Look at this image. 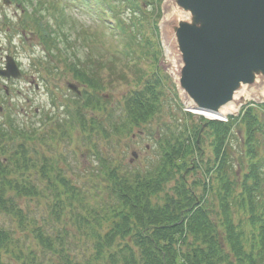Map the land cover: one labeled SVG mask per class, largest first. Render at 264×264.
Here are the masks:
<instances>
[{
	"label": "trees",
	"instance_id": "obj_1",
	"mask_svg": "<svg viewBox=\"0 0 264 264\" xmlns=\"http://www.w3.org/2000/svg\"><path fill=\"white\" fill-rule=\"evenodd\" d=\"M11 1L22 6L19 21L23 27L34 25L47 49L59 50L61 43L39 10L42 5L59 12L64 8L57 1L36 0V8L31 6L29 11L25 4L30 0ZM85 1L93 2L90 6L98 19L110 12L115 31L125 33L127 22L134 24L138 15H144L140 3L152 4L156 12L160 0ZM123 4L130 11L127 18L122 17ZM79 39L85 40L81 35ZM130 51L126 47L125 53ZM68 66L86 88L74 122L83 129L96 124L107 137L101 118L93 115L105 109L96 95L102 84L94 60L88 58L83 64L76 57ZM160 85L151 76L129 91L117 117L119 123H110L111 131L124 136L150 121L163 106ZM7 125L8 129L0 126V264L25 256L29 264L42 263L31 245L15 250L20 241L14 227L27 231L28 226L43 256L47 251L52 254L45 264H264V102L248 104L227 121H208L204 133L210 138L209 155L197 142L200 124L193 138L186 124L176 130L166 127L169 133L157 140V162L145 167L120 171L114 158L95 153L97 175L107 188L100 204L89 202V191L75 184L60 162L38 156L33 141L40 143L48 136L54 140L59 125L38 138L28 134L33 129L25 130L11 117ZM234 128L242 132L237 148L230 143ZM16 135L20 141L7 146ZM30 168L35 170L31 174ZM42 180H46L43 186L39 185ZM49 191L50 215L40 221L19 203L21 198L34 199ZM73 229L94 240L93 254L82 259L71 253L66 244L75 234Z\"/></svg>",
	"mask_w": 264,
	"mask_h": 264
},
{
	"label": "rangeland",
	"instance_id": "obj_2",
	"mask_svg": "<svg viewBox=\"0 0 264 264\" xmlns=\"http://www.w3.org/2000/svg\"><path fill=\"white\" fill-rule=\"evenodd\" d=\"M4 1L0 0V68L4 66L5 55H11L16 63L18 62L22 76L9 79L0 76V126L4 124L5 128L3 129H8V117H11L15 124L27 125L28 128L31 126L40 127L38 133L46 134L56 122L66 120L63 124L66 133H63L59 139H56L60 135L57 132L54 134V140L48 136L45 142L33 141L39 151L38 156H47L54 161L57 160L58 163L60 162L63 172L68 174L75 184L85 186L89 191L87 194L91 204L103 203L102 199L106 198L107 188L103 187V179L99 174L97 175L95 153L102 157L109 155L108 157L114 158L120 171H126V168H141L155 164L159 158L156 139L169 133L166 127L169 126L172 128L171 130L180 127L184 116L182 109H186V107L183 105L178 89V94L174 95L176 90L173 84V71L174 67L179 64V59L176 64L172 62L165 50V45L167 43L170 45V41H164L159 35V31L154 30L155 11L152 4L147 3L145 6L140 3L142 9L145 10L144 15H138L139 19L133 21L134 24L127 22L125 33H121L114 31L116 24L110 22L109 16L113 17L110 12L103 14L98 19L95 9L93 10L90 6L93 5L92 1L57 0L64 4L62 12L51 7H44V5L39 10L43 16L42 19L49 22L51 29L55 31L56 40H59L62 47V54H58L56 48L50 49L51 54L53 52L58 56H55L50 62L51 65L56 66L57 70L54 69L51 74L46 75L43 72V67L47 64L44 60L47 47L39 39L37 32H34V27L30 26L25 29L18 27L15 20L21 16L20 5L11 2L4 3ZM35 1L30 0L26 4L29 8L31 6L36 8ZM45 1L53 2L54 0ZM163 3L161 2L160 5L161 19L164 16ZM126 5L123 4L122 8L123 18H127L130 13ZM4 14L8 20L1 24ZM129 33L134 35L130 39L127 36ZM80 35L85 40H80ZM7 39H10V43ZM127 45L132 49V54L129 56L120 52V49ZM169 49L173 53L170 46ZM75 56H78L83 64L88 58L94 59V67L99 69L104 85L101 94L107 99V107L106 109L100 108L93 115L101 118L100 121L107 134L111 131L110 123H113L114 120L117 125L119 122L117 117L122 114L120 109L124 105V96L139 85L142 76H160L163 79L164 110L141 128H133L132 133L124 136L114 134V138L106 137L98 130L96 124L91 125V123L86 125L85 129L81 126L80 129L76 127L70 129V120L65 112V105H68L69 111L72 110L70 105H73L71 103L73 93L67 85L68 82H72L80 89L82 88L81 84L74 81L71 70L66 66L67 59L68 61L73 60ZM39 59H42L41 62ZM97 61L103 65L99 66ZM153 66H156L154 71H152ZM249 101H264V96L243 98L240 103L243 105ZM236 113L230 114L236 115ZM5 118H7L6 123H4ZM174 118H177V123ZM188 123L191 128L195 127L192 120L188 119ZM241 135L242 132L234 128L230 143L235 148L239 145ZM8 139L4 138V140ZM11 139L13 141H8L7 146H13L20 141L18 137L14 136ZM209 143L210 138L204 134L201 145L207 153L206 155L210 154ZM132 152H134V156ZM34 171L33 168H30L29 174ZM191 180L192 177L189 181ZM45 182L46 180H42V184L39 183V185L43 186ZM91 183H94L95 188ZM99 187L103 191H99ZM45 195L34 199L21 198L19 203L24 209L31 211L28 212L29 215L40 221L42 218L48 217L51 211L49 202L52 201V195L50 191L45 192ZM11 224L14 226L13 223ZM14 228L17 230L15 236L19 237L20 241L15 250L20 246L24 250L27 245H31L39 256L37 261H41V264H45L46 258H52L49 251L43 256L41 249L37 248L30 233V226L27 231ZM72 232L75 234L69 236L67 239L69 244H66L71 253L78 254V257H82V259L86 258L89 252L93 254L94 240L83 237L82 232L75 229ZM10 264H29V259L27 256L11 259Z\"/></svg>",
	"mask_w": 264,
	"mask_h": 264
},
{
	"label": "water",
	"instance_id": "obj_3",
	"mask_svg": "<svg viewBox=\"0 0 264 264\" xmlns=\"http://www.w3.org/2000/svg\"><path fill=\"white\" fill-rule=\"evenodd\" d=\"M167 3L176 14L162 34L179 59V88L194 108L221 113L240 88L264 83V0ZM0 74L20 77L11 56Z\"/></svg>",
	"mask_w": 264,
	"mask_h": 264
},
{
	"label": "bare ground",
	"instance_id": "obj_4",
	"mask_svg": "<svg viewBox=\"0 0 264 264\" xmlns=\"http://www.w3.org/2000/svg\"><path fill=\"white\" fill-rule=\"evenodd\" d=\"M168 0H166V7H165V14H164V19L166 20L168 18H170L172 15H175L176 12L173 8H169L168 7ZM165 50H166V54L169 56V58L172 60L173 63H177L178 62V58L176 55H174L170 49H169V45L166 44L165 45ZM175 69V67H174ZM174 74V71H173ZM264 96V83L260 84V85H254L252 87H247V86H243L242 88H240L234 95L233 99L231 101H229L228 103H226L221 110V113L223 114H227V113H231V112H236L238 109V105L239 102L243 99V98H260ZM205 115H207V117H211L209 116L210 114L208 113H204Z\"/></svg>",
	"mask_w": 264,
	"mask_h": 264
}]
</instances>
